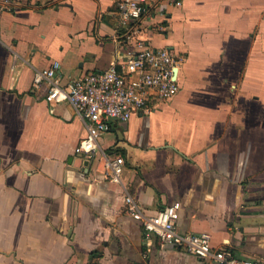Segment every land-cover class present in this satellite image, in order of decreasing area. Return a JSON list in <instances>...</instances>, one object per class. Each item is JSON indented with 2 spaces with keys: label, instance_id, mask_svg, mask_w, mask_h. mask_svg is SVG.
<instances>
[{
  "label": "crops",
  "instance_id": "1",
  "mask_svg": "<svg viewBox=\"0 0 264 264\" xmlns=\"http://www.w3.org/2000/svg\"><path fill=\"white\" fill-rule=\"evenodd\" d=\"M17 1L0 12V264H222L147 239L129 194L148 214L180 201V233L264 258V0H147L133 41L120 0ZM138 42L176 53L180 90L102 135L125 159L118 184L101 150L76 152L84 120L32 78L56 60L67 85Z\"/></svg>",
  "mask_w": 264,
  "mask_h": 264
},
{
  "label": "built area",
  "instance_id": "2",
  "mask_svg": "<svg viewBox=\"0 0 264 264\" xmlns=\"http://www.w3.org/2000/svg\"><path fill=\"white\" fill-rule=\"evenodd\" d=\"M18 4L17 0H0V12H14ZM176 4L180 5L181 1ZM150 10L147 0L118 1L117 26L123 28V39L135 40L137 22L149 16ZM136 45L124 61H113L107 69L85 73L67 85L61 83L58 76L61 63L56 60L47 68L35 69L32 78V87L37 92L45 90L47 102L67 101L84 120L87 133L79 141L76 152L91 158L101 150L104 176L118 184H122L125 159L122 155L105 153L100 143L102 135L110 130L113 121L126 122L138 111L149 113L180 90V60L176 53L143 42ZM124 201L126 212L143 223L147 239L155 235L163 246L176 245L222 264H264V258L243 259L228 250H213L207 232L180 233V201L171 202L154 214L146 213L130 194Z\"/></svg>",
  "mask_w": 264,
  "mask_h": 264
}]
</instances>
